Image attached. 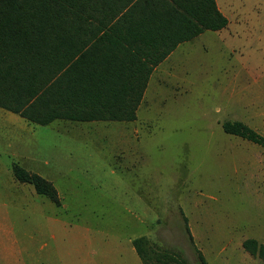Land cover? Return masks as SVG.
<instances>
[{
	"label": "rangeland",
	"instance_id": "rangeland-1",
	"mask_svg": "<svg viewBox=\"0 0 264 264\" xmlns=\"http://www.w3.org/2000/svg\"><path fill=\"white\" fill-rule=\"evenodd\" d=\"M225 4L227 26L170 55L134 123L0 116V264H141L137 237L185 264H201L197 249L213 263L221 245L208 256L207 235L264 246V148L222 128L264 137V0ZM14 163L61 205L15 181Z\"/></svg>",
	"mask_w": 264,
	"mask_h": 264
},
{
	"label": "trees",
	"instance_id": "trees-1",
	"mask_svg": "<svg viewBox=\"0 0 264 264\" xmlns=\"http://www.w3.org/2000/svg\"><path fill=\"white\" fill-rule=\"evenodd\" d=\"M211 12L199 17L197 31L180 34L172 47L127 50L130 66L100 69L93 48L77 40L78 24H85L86 0H0V108L29 123L47 126L60 119L74 122L133 121L148 75L179 43L193 39L203 30L218 31L227 19L211 0ZM148 62L145 65L141 59ZM128 71L132 81H119L117 72ZM143 74V76H140ZM123 87L132 91L124 96ZM122 94V95H119ZM224 132L264 148V137L242 123H225ZM15 181L29 184L37 195L60 206L56 188L43 177L18 164L11 167ZM188 231V229H187ZM190 239L192 237L189 235ZM148 240L138 237L132 246L142 264H185L167 252L148 250ZM243 247L264 262V246L254 240ZM201 264H206L197 252Z\"/></svg>",
	"mask_w": 264,
	"mask_h": 264
},
{
	"label": "crops",
	"instance_id": "crops-1",
	"mask_svg": "<svg viewBox=\"0 0 264 264\" xmlns=\"http://www.w3.org/2000/svg\"><path fill=\"white\" fill-rule=\"evenodd\" d=\"M211 2V0H86L83 15L88 17V21L85 24H78L76 30L77 40L79 45L85 44L84 51L93 48L94 53L97 55V58L94 59L95 63L100 64L101 70L108 68L111 69L113 67L116 68V66L119 65L127 67L131 65V62L133 63L127 50H131L132 52V50H150L172 47V43L180 34L197 31V18L207 17L208 13L210 14ZM213 2L215 3L217 11L227 19L225 13L227 4H225V0H213ZM218 31L203 30L201 34L193 39L177 44L175 49L163 61L153 67L151 73L148 75L147 84L143 91L142 99L136 109V114L149 90L150 82L156 73V70L163 65L167 59H169L170 55L183 44L189 43L207 32ZM141 61L148 66V62L144 58L141 59ZM140 76H143V74ZM116 77L119 78V81L127 82L133 80L131 73L128 71H118ZM119 92L123 93L124 96L132 94V91L128 89V87L121 88L118 93ZM0 116L3 118L8 117L9 119L17 117L16 114L1 108ZM135 121L136 119L133 121L74 122L57 119L47 126H50L55 122H60L64 125L65 122L109 124L110 122H117L121 123L120 125L123 124L126 126L128 123H134ZM25 122L36 125L29 123L26 120ZM22 168L31 172L28 168ZM33 191L31 190L29 193L33 194ZM191 237L195 243V236L193 235ZM219 237L220 238L214 240V236L209 238L207 235V239L205 240L207 242L206 252L208 253V256L211 255L209 242L211 240H218L220 242L221 250L219 251V254H217L213 263L209 261L210 257H207L206 255L204 256L203 252L197 249V251L202 254L206 264H245L246 262L248 264H261L260 261L262 260L257 255L251 254L243 247V242L247 240H254L258 243L255 238L245 240L238 239L234 244L228 245L225 244L227 241L226 238L223 236ZM229 246L233 250L231 251V258L233 259L231 261L226 255L221 256ZM50 257L54 260V257L57 256L52 254ZM50 264L59 263L50 262Z\"/></svg>",
	"mask_w": 264,
	"mask_h": 264
}]
</instances>
